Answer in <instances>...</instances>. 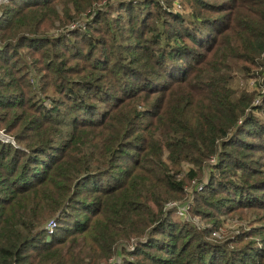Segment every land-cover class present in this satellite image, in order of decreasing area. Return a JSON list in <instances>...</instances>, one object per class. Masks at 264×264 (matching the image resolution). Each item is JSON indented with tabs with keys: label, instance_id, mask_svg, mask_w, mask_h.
I'll use <instances>...</instances> for the list:
<instances>
[{
	"label": "trees",
	"instance_id": "obj_1",
	"mask_svg": "<svg viewBox=\"0 0 264 264\" xmlns=\"http://www.w3.org/2000/svg\"><path fill=\"white\" fill-rule=\"evenodd\" d=\"M177 1H0V264H264V0Z\"/></svg>",
	"mask_w": 264,
	"mask_h": 264
},
{
	"label": "rangeland",
	"instance_id": "obj_2",
	"mask_svg": "<svg viewBox=\"0 0 264 264\" xmlns=\"http://www.w3.org/2000/svg\"><path fill=\"white\" fill-rule=\"evenodd\" d=\"M161 2L162 3H164L165 2V0H161ZM176 2L177 3H175L174 4V10H176L177 12H180L181 11V9H180V2H178L177 0H176ZM256 71V70H255ZM259 78H257L256 80L259 82L260 80H258ZM246 84H248L249 85V87L250 88H252V84H253V81H251V80H249V79H243L239 74H237V76H236V79H235V81H234V87H236L237 89L238 88H245V85ZM252 89H250V91H251ZM195 220H198L197 218H195ZM243 223V222H242ZM242 223H238V222H235V221H233V222H229V223H227V224H225V226L223 227V229H221L220 231H219V234H218V236L219 235H222V232H223V230L225 229H230V230H234L235 231V228L236 227H238L240 224H242Z\"/></svg>",
	"mask_w": 264,
	"mask_h": 264
},
{
	"label": "built area",
	"instance_id": "obj_3",
	"mask_svg": "<svg viewBox=\"0 0 264 264\" xmlns=\"http://www.w3.org/2000/svg\"><path fill=\"white\" fill-rule=\"evenodd\" d=\"M1 1V0H0ZM176 11V10H175ZM177 215L179 216V217H183L184 218V215L186 214L185 213V211H184V209H182V208H179L178 210H177ZM55 229V223L54 222H50L48 225H47V227H46V230L49 232V233H52L53 232V230Z\"/></svg>",
	"mask_w": 264,
	"mask_h": 264
},
{
	"label": "water",
	"instance_id": "obj_4",
	"mask_svg": "<svg viewBox=\"0 0 264 264\" xmlns=\"http://www.w3.org/2000/svg\"><path fill=\"white\" fill-rule=\"evenodd\" d=\"M0 139L5 141V142H10L11 141V139L8 138L7 136L3 135L2 132H0Z\"/></svg>",
	"mask_w": 264,
	"mask_h": 264
}]
</instances>
